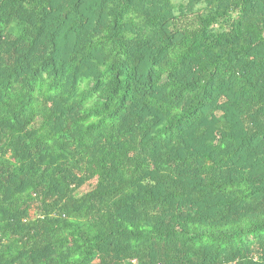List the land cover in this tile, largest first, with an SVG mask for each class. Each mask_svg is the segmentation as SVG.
<instances>
[{"label":"trees","instance_id":"16d2710c","mask_svg":"<svg viewBox=\"0 0 264 264\" xmlns=\"http://www.w3.org/2000/svg\"><path fill=\"white\" fill-rule=\"evenodd\" d=\"M264 264V0H0V264Z\"/></svg>","mask_w":264,"mask_h":264},{"label":"built area","instance_id":"2783aa9c","mask_svg":"<svg viewBox=\"0 0 264 264\" xmlns=\"http://www.w3.org/2000/svg\"><path fill=\"white\" fill-rule=\"evenodd\" d=\"M132 264H137V262L136 261H132Z\"/></svg>","mask_w":264,"mask_h":264}]
</instances>
